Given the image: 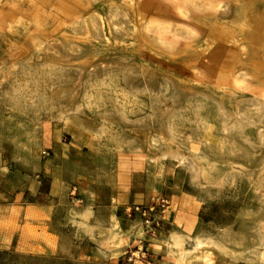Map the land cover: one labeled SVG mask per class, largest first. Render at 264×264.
Returning a JSON list of instances; mask_svg holds the SVG:
<instances>
[{
  "label": "rangeland",
  "instance_id": "obj_1",
  "mask_svg": "<svg viewBox=\"0 0 264 264\" xmlns=\"http://www.w3.org/2000/svg\"><path fill=\"white\" fill-rule=\"evenodd\" d=\"M251 1L200 21L159 0H0V264H120L136 243L149 258L155 232L173 261L180 236L205 241L191 264H264V67L238 22ZM144 14L186 21L191 43Z\"/></svg>",
  "mask_w": 264,
  "mask_h": 264
},
{
  "label": "bare ground",
  "instance_id": "obj_2",
  "mask_svg": "<svg viewBox=\"0 0 264 264\" xmlns=\"http://www.w3.org/2000/svg\"><path fill=\"white\" fill-rule=\"evenodd\" d=\"M237 0H159L163 9H169L173 15L181 19H198L205 21L206 15L210 13L227 12L231 10ZM144 28L148 29L150 25L156 27V33L176 45H188L195 34L196 29L188 25L186 21L176 23L168 16L163 15L160 18H149L143 15ZM240 28L247 33L254 44L259 47L263 60L260 65L264 67V0H252L241 6L239 19ZM185 25L187 30L183 32L181 26ZM62 25L70 28L72 25L66 20H62ZM68 49L79 51L75 44H68ZM183 160V159H182ZM174 250L178 252L173 264H191L193 253L202 250L205 241L198 239L194 242L191 249L184 247L182 237L176 236L174 239ZM198 257V256H197ZM261 260L264 262V251L261 253Z\"/></svg>",
  "mask_w": 264,
  "mask_h": 264
},
{
  "label": "crops",
  "instance_id": "obj_3",
  "mask_svg": "<svg viewBox=\"0 0 264 264\" xmlns=\"http://www.w3.org/2000/svg\"><path fill=\"white\" fill-rule=\"evenodd\" d=\"M2 206V210H11V207L6 204L2 203L0 204ZM15 210L19 212V217H20V226L22 227L23 225V220L26 218L27 215V206H24V204L20 203L15 207ZM100 213V209H95L93 208L91 210V213H89L91 217V223L94 225H104V221L100 220L98 218V214ZM154 237L158 241H151L154 239ZM143 239L137 242L142 243ZM138 245V243H136ZM143 244H147V250H149V258H145L146 252H143L140 247L141 244L137 245L133 249H128L129 253H121L118 255V260L120 264H172L171 262L173 261L169 254L167 253V246L164 244L162 241H160L158 237V233L155 232L153 236L148 237L147 239L145 238V242ZM3 245L5 246L6 243L2 244L0 242V246ZM135 252H138V255L135 254ZM174 262V261H173Z\"/></svg>",
  "mask_w": 264,
  "mask_h": 264
},
{
  "label": "built area",
  "instance_id": "obj_4",
  "mask_svg": "<svg viewBox=\"0 0 264 264\" xmlns=\"http://www.w3.org/2000/svg\"><path fill=\"white\" fill-rule=\"evenodd\" d=\"M167 204H168V200L163 198L160 202V206L163 207V211L166 210L165 207L167 206ZM128 210H130V213H136L145 216L147 222H150L151 220L152 222H154V220H156L155 216L153 217V219L151 218V216H153V214L151 213L152 207L135 204L132 207H130Z\"/></svg>",
  "mask_w": 264,
  "mask_h": 264
}]
</instances>
